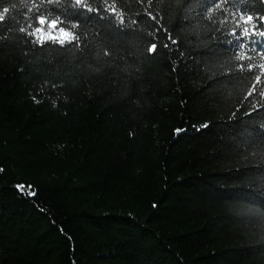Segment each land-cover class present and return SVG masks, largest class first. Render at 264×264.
I'll return each instance as SVG.
<instances>
[{"label": "trees", "instance_id": "16d2710c", "mask_svg": "<svg viewBox=\"0 0 264 264\" xmlns=\"http://www.w3.org/2000/svg\"><path fill=\"white\" fill-rule=\"evenodd\" d=\"M83 2L80 43L37 51L38 0H0V264H264V44L209 51L231 6Z\"/></svg>", "mask_w": 264, "mask_h": 264}, {"label": "snow or ice", "instance_id": "6c2138e0", "mask_svg": "<svg viewBox=\"0 0 264 264\" xmlns=\"http://www.w3.org/2000/svg\"><path fill=\"white\" fill-rule=\"evenodd\" d=\"M264 3V0H261ZM204 4L209 5L207 8L208 18L212 19L214 11L219 12H228V7L236 9L235 13H228V16H231L232 21L235 24V27H232L230 31L225 35L221 33L220 36L215 37L217 40V45L215 49H210V52H217L220 50L221 45H231L235 47L233 44V40L228 37H234L238 42L239 49L243 50L245 45L247 44L249 48L255 49L258 43L264 44V42L252 40V36H261L264 37V30H257L254 23V14L249 11L245 14L244 11H241L236 4H230L229 0H203ZM35 12L37 15L34 16L35 26L29 27V31L25 32L23 28L20 29L22 33H24V39L26 43L30 45H36V50L40 51L42 47L46 46V42H58L59 45H71L72 47L77 46L80 43V37L76 34L73 29L77 28L81 23H86L94 19L92 16H84V13L98 12L99 9L92 8L89 4L84 3L83 0H38L37 4H34ZM114 12V9H112ZM3 13H8L9 8L5 7L2 9ZM149 16L152 14L149 13ZM239 16V19L236 16ZM71 16V19L68 17ZM83 16V20L81 17ZM228 16H225V19H228ZM55 17V18H52ZM255 18H258L259 21L264 22V15H260L259 13H255ZM152 19H156V17H152ZM5 21V15L0 14V23ZM65 21L70 25V27L66 28L64 26ZM120 24H124V20L121 19L119 21ZM46 29H51L48 31ZM239 29V31H238ZM216 31H220V29H216ZM247 38V39H245ZM175 44L176 42L173 41ZM156 44L153 43L147 49L148 52H156ZM261 54V53H257ZM237 56L243 60L245 59V55H241V52H237ZM238 68L243 70L245 67L250 71L253 67L251 63L246 66L243 64L237 65ZM261 71L264 72V64L260 65ZM260 77L257 76L256 80L259 81ZM254 89H249L248 95L252 94ZM260 97H264V91L259 92ZM256 105H254L255 107ZM207 122L199 127H196V130L199 131L200 127H207ZM184 128L174 129V133L178 136L180 132L185 131ZM0 171H3V168H0ZM17 191H19L22 195L25 196H36V190L32 188L31 185H17ZM35 203V201H34ZM43 211V209H41Z\"/></svg>", "mask_w": 264, "mask_h": 264}, {"label": "rangeland", "instance_id": "374dc122", "mask_svg": "<svg viewBox=\"0 0 264 264\" xmlns=\"http://www.w3.org/2000/svg\"><path fill=\"white\" fill-rule=\"evenodd\" d=\"M48 31H51V30H48Z\"/></svg>", "mask_w": 264, "mask_h": 264}]
</instances>
